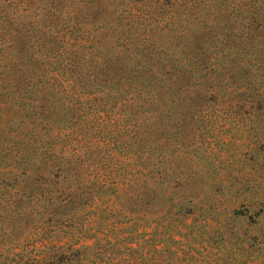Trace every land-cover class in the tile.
I'll use <instances>...</instances> for the list:
<instances>
[{
    "label": "trees",
    "instance_id": "obj_1",
    "mask_svg": "<svg viewBox=\"0 0 264 264\" xmlns=\"http://www.w3.org/2000/svg\"><path fill=\"white\" fill-rule=\"evenodd\" d=\"M185 3L0 0V45L26 47L33 66L11 63L0 72L6 82L0 93L4 101H22L15 109L29 130L8 178L0 179V197H9L0 212L14 207L15 213H31L21 229L0 218L2 238L14 241L0 244V264H88L66 256L80 250L86 255L88 247L54 249L37 240L39 230L53 219V227L68 225L73 234L71 217L83 212L75 232L96 238L87 218L103 196L140 202L151 191L164 157L155 143L157 123L170 118L172 101H187V89L201 83L209 65L202 46H190L180 8ZM31 8L33 19H22ZM55 101L62 107L58 119ZM101 250L90 253L98 259L89 264H126L102 263Z\"/></svg>",
    "mask_w": 264,
    "mask_h": 264
},
{
    "label": "rangeland",
    "instance_id": "obj_2",
    "mask_svg": "<svg viewBox=\"0 0 264 264\" xmlns=\"http://www.w3.org/2000/svg\"><path fill=\"white\" fill-rule=\"evenodd\" d=\"M183 1L190 46H202L209 65L201 78L196 73L201 83L187 89V101H172L170 118L157 123L155 143L164 157L142 201L103 196L87 218L96 238L75 232L83 212L71 217L73 234L68 225L53 227V219L39 230L37 240L54 249L88 247L86 255L66 253L72 262L89 264L98 259L90 253L102 249V263L264 264V0ZM31 11L22 19H33ZM25 48L18 50L15 41L0 45V72L11 63L33 68ZM4 77L0 73V89ZM4 99L2 92L0 179L8 178L13 158L18 161L21 138L29 139L15 109L22 101ZM54 103L58 119L62 107ZM6 199L1 196L0 204ZM0 218L21 229L28 227L31 213L6 208ZM3 238L0 234V244L14 243Z\"/></svg>",
    "mask_w": 264,
    "mask_h": 264
}]
</instances>
